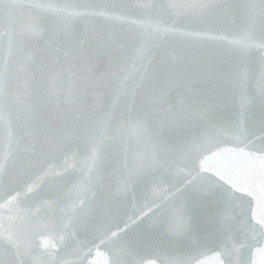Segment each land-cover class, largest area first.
Listing matches in <instances>:
<instances>
[{"label": "snow or ice", "instance_id": "6c2138e0", "mask_svg": "<svg viewBox=\"0 0 264 264\" xmlns=\"http://www.w3.org/2000/svg\"><path fill=\"white\" fill-rule=\"evenodd\" d=\"M0 264H264V0H0Z\"/></svg>", "mask_w": 264, "mask_h": 264}]
</instances>
